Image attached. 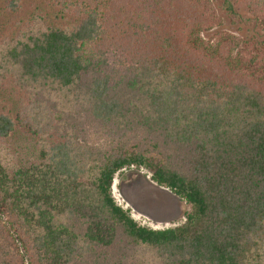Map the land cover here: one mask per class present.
Here are the masks:
<instances>
[{
    "label": "trees",
    "instance_id": "16d2710c",
    "mask_svg": "<svg viewBox=\"0 0 264 264\" xmlns=\"http://www.w3.org/2000/svg\"><path fill=\"white\" fill-rule=\"evenodd\" d=\"M46 7L52 25L32 21L0 64L32 95L0 113V264H146L140 246L149 264H264V43L206 41L209 0ZM223 8L264 30V0ZM69 104L84 113L74 133ZM17 129L37 139L27 165L5 145ZM131 168L192 207L184 224L141 226L116 202Z\"/></svg>",
    "mask_w": 264,
    "mask_h": 264
},
{
    "label": "rangeland",
    "instance_id": "374dc122",
    "mask_svg": "<svg viewBox=\"0 0 264 264\" xmlns=\"http://www.w3.org/2000/svg\"><path fill=\"white\" fill-rule=\"evenodd\" d=\"M209 1L220 24L203 35L206 41L214 43L221 33L230 35L241 46L244 42L255 39L264 43V30L252 16L240 9H237L236 15H230L223 8L224 0ZM47 2L49 0H0V64L3 54L16 46L21 38L27 36V30L33 27L32 21L41 17V19L49 18L46 21L51 23L55 16V9L46 7ZM236 8L237 4H234V9ZM10 75L5 73L4 79L0 78V113L3 112V105L8 97L12 96L11 103L13 104L16 95L23 94L26 99L32 96L27 86L20 88L17 80L11 78ZM43 84L35 83L34 85L39 88ZM46 87L49 86L46 85ZM65 112L69 128L73 131L71 133L82 130L80 127L84 119L82 107L76 109L69 104L65 106ZM73 113L75 114L72 117ZM5 143L6 146L10 145L7 147L9 155L22 160L26 165L38 158L37 139L31 137L26 131L15 130L9 139L5 140ZM172 151L173 148H170V152ZM112 194L116 202L128 211L139 225L152 229H166L182 225L193 211L189 204L175 196L169 189L152 182L150 175L144 169L131 168L117 174L112 185ZM153 253L154 251L152 252L149 248L140 246L132 248L131 255L149 264L151 261L148 262V259ZM131 261L124 264H139L137 259L131 258Z\"/></svg>",
    "mask_w": 264,
    "mask_h": 264
}]
</instances>
